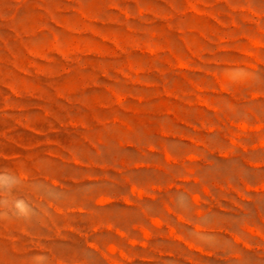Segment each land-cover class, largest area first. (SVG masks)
I'll list each match as a JSON object with an SVG mask.
<instances>
[{"label":"rangeland","instance_id":"1","mask_svg":"<svg viewBox=\"0 0 264 264\" xmlns=\"http://www.w3.org/2000/svg\"><path fill=\"white\" fill-rule=\"evenodd\" d=\"M0 264H264V0H0Z\"/></svg>","mask_w":264,"mask_h":264}]
</instances>
